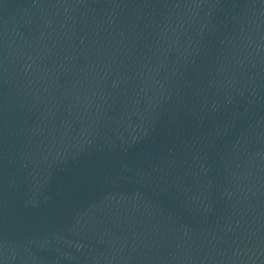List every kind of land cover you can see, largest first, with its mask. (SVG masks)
<instances>
[{
  "label": "water",
  "instance_id": "95a60500",
  "mask_svg": "<svg viewBox=\"0 0 264 264\" xmlns=\"http://www.w3.org/2000/svg\"><path fill=\"white\" fill-rule=\"evenodd\" d=\"M0 264H264V0H0Z\"/></svg>",
  "mask_w": 264,
  "mask_h": 264
}]
</instances>
